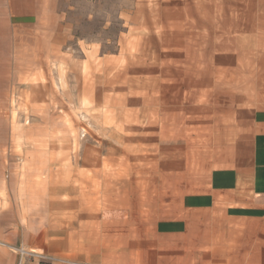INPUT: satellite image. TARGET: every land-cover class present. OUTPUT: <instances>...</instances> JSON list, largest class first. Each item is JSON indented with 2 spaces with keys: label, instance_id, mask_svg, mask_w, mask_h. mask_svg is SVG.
I'll use <instances>...</instances> for the list:
<instances>
[{
  "label": "rangeland",
  "instance_id": "obj_1",
  "mask_svg": "<svg viewBox=\"0 0 264 264\" xmlns=\"http://www.w3.org/2000/svg\"><path fill=\"white\" fill-rule=\"evenodd\" d=\"M49 8L42 34L8 35L0 50L2 235L22 214H38V203L45 233L62 226L65 234L77 213L70 208L102 201L96 190L122 186L125 169L148 168L150 135L140 129L157 93L188 90L197 104L231 67L264 80V0H57ZM22 185L29 199L18 197Z\"/></svg>",
  "mask_w": 264,
  "mask_h": 264
},
{
  "label": "crops",
  "instance_id": "obj_2",
  "mask_svg": "<svg viewBox=\"0 0 264 264\" xmlns=\"http://www.w3.org/2000/svg\"><path fill=\"white\" fill-rule=\"evenodd\" d=\"M56 1L0 0V50L8 35L42 34ZM230 69L198 105L188 90L156 94L140 129L150 135L149 167L125 169L122 186L96 190L102 201L70 208V231L45 233L38 203L0 239L84 264H264V80ZM17 195L31 196L25 185ZM16 262L0 246V264Z\"/></svg>",
  "mask_w": 264,
  "mask_h": 264
},
{
  "label": "built area",
  "instance_id": "obj_3",
  "mask_svg": "<svg viewBox=\"0 0 264 264\" xmlns=\"http://www.w3.org/2000/svg\"><path fill=\"white\" fill-rule=\"evenodd\" d=\"M10 250L17 256V262L15 264H84L66 258L38 253L22 246H16Z\"/></svg>",
  "mask_w": 264,
  "mask_h": 264
}]
</instances>
